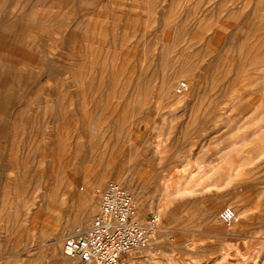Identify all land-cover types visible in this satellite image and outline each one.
Returning <instances> with one entry per match:
<instances>
[{"label":"rangeland","instance_id":"374dc122","mask_svg":"<svg viewBox=\"0 0 264 264\" xmlns=\"http://www.w3.org/2000/svg\"><path fill=\"white\" fill-rule=\"evenodd\" d=\"M110 180L159 217L123 264H264V0H0V264H86Z\"/></svg>","mask_w":264,"mask_h":264},{"label":"built area","instance_id":"2783aa9c","mask_svg":"<svg viewBox=\"0 0 264 264\" xmlns=\"http://www.w3.org/2000/svg\"><path fill=\"white\" fill-rule=\"evenodd\" d=\"M98 193L100 208L90 224L64 239L63 252L67 256L86 264H123L125 255L159 241L158 215L139 222L128 188L110 180ZM219 220L227 227L232 226L238 220L235 208L224 206Z\"/></svg>","mask_w":264,"mask_h":264},{"label":"bare ground","instance_id":"6f19581e","mask_svg":"<svg viewBox=\"0 0 264 264\" xmlns=\"http://www.w3.org/2000/svg\"><path fill=\"white\" fill-rule=\"evenodd\" d=\"M189 86V83L187 81H181L180 83H178L177 87H176V91L181 93L184 90H186ZM178 89V90H177ZM236 210V209H235ZM237 213V211H236ZM135 218H136V214H135ZM137 219V218H136ZM237 219H238V214H237ZM139 221V220H138ZM140 222V221H139ZM69 257V256H68Z\"/></svg>","mask_w":264,"mask_h":264}]
</instances>
